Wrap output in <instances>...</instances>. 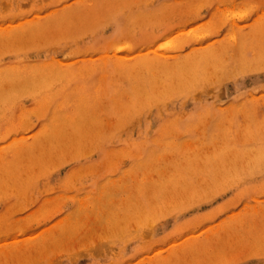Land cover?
<instances>
[{
  "label": "rangeland",
  "instance_id": "374dc122",
  "mask_svg": "<svg viewBox=\"0 0 264 264\" xmlns=\"http://www.w3.org/2000/svg\"><path fill=\"white\" fill-rule=\"evenodd\" d=\"M0 264H264V0H0Z\"/></svg>",
  "mask_w": 264,
  "mask_h": 264
},
{
  "label": "bare ground",
  "instance_id": "6f19581e",
  "mask_svg": "<svg viewBox=\"0 0 264 264\" xmlns=\"http://www.w3.org/2000/svg\"><path fill=\"white\" fill-rule=\"evenodd\" d=\"M146 68V67H145Z\"/></svg>",
  "mask_w": 264,
  "mask_h": 264
}]
</instances>
